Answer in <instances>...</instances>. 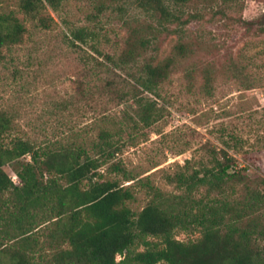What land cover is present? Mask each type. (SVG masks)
Returning a JSON list of instances; mask_svg holds the SVG:
<instances>
[{
  "label": "trees",
  "instance_id": "1",
  "mask_svg": "<svg viewBox=\"0 0 264 264\" xmlns=\"http://www.w3.org/2000/svg\"><path fill=\"white\" fill-rule=\"evenodd\" d=\"M66 1L19 0V9L37 27L48 29L53 18L45 8L58 10ZM91 1L96 12L87 16L89 21L109 9L120 13L126 28L122 47L102 53L97 29L88 25L70 28L66 39L72 45L89 44L97 54L92 55L96 65L128 75L117 87L114 80L107 84L114 100L137 103L134 126L149 125L157 114L154 102L142 93L159 96L175 66L196 52L200 42L197 37L186 39L187 26L204 20L207 8L210 17L220 14L229 20L226 11L236 2L222 0L214 9V0ZM198 1L204 4L200 10L185 11ZM129 9L137 14H128ZM240 20L264 35V13ZM25 31L14 12H0V64L2 49L20 43ZM163 35H176L177 40L171 54L160 57ZM198 62L186 74L200 70L208 89L212 73ZM241 68L233 61L223 66L234 76L242 74ZM10 129V117L0 110V264H264V179L251 184L224 151L223 160L214 156L210 166L168 176L175 193L147 183L150 198L136 212L130 187L100 172L107 165L108 172L133 179L119 161L111 162L125 144L122 127L101 128L87 143L39 146L21 137L6 142ZM27 154L28 161L20 159ZM6 164H11L18 184L4 170ZM192 227L200 231L197 239L174 236L176 229ZM135 244L144 249L134 250Z\"/></svg>",
  "mask_w": 264,
  "mask_h": 264
},
{
  "label": "rangeland",
  "instance_id": "2",
  "mask_svg": "<svg viewBox=\"0 0 264 264\" xmlns=\"http://www.w3.org/2000/svg\"><path fill=\"white\" fill-rule=\"evenodd\" d=\"M233 3L235 7L226 11L229 20L220 14L210 17L207 8L203 9L204 20L187 26L186 39L197 37L200 42L195 45L196 52L175 66L159 96L142 93L144 99L154 102L157 114L149 125L138 122L134 126L137 103L114 100L107 84L114 80L117 87L128 75L96 65L92 55L97 54L89 44L72 45L66 39L70 28L88 25L97 29L102 53L118 52L126 28L117 10L109 9L89 21L87 16L96 12L94 2L68 0L58 10L45 8L53 20L43 29L20 11L19 0H0V12H14L26 27L20 43L2 49L0 110L11 119L4 140L21 137L37 146L75 140L87 143L97 138L101 128L122 127L125 144L111 162L119 161L133 179L126 181L123 173L108 172L107 165L100 172L130 187L134 194L130 205L136 212L150 198L147 183L175 193L178 190L168 176L210 166L214 156L223 160L222 151L234 159V169L245 173L251 184L264 179V35L257 26L238 21L263 14L264 0ZM218 4L223 5L222 0H214V9ZM203 6L198 1L185 11ZM128 14L137 13L129 9ZM176 40V35L161 37L160 57L171 54ZM99 59L107 63L103 56ZM198 61L200 68L205 66L212 73L208 89L203 87L200 70L190 77L186 74ZM229 61L241 65L242 74L225 73L223 66ZM20 159L28 161L30 155ZM3 168L9 176L15 174L11 164ZM174 236L190 241L197 239L200 231L194 227L176 229ZM149 239L161 244L155 237ZM133 249L144 247L135 244Z\"/></svg>",
  "mask_w": 264,
  "mask_h": 264
},
{
  "label": "built area",
  "instance_id": "3",
  "mask_svg": "<svg viewBox=\"0 0 264 264\" xmlns=\"http://www.w3.org/2000/svg\"><path fill=\"white\" fill-rule=\"evenodd\" d=\"M10 178L12 179V181L14 182V183H16V180H17V176H16V174H13L12 176H10ZM18 182V181H17Z\"/></svg>",
  "mask_w": 264,
  "mask_h": 264
}]
</instances>
